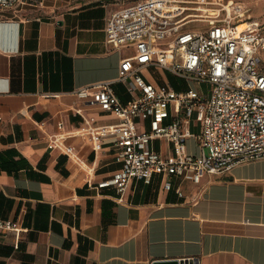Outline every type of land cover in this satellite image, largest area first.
<instances>
[{
    "label": "crops",
    "instance_id": "obj_1",
    "mask_svg": "<svg viewBox=\"0 0 264 264\" xmlns=\"http://www.w3.org/2000/svg\"><path fill=\"white\" fill-rule=\"evenodd\" d=\"M121 5L31 0L0 10V217L21 226L0 235V264H264V158L207 173L200 183L176 180L182 195L158 174L133 179L123 200L115 187H97L122 166L118 149L77 131L85 119L101 127L119 118L75 90L111 79L123 102L131 98L119 67L135 47L109 43L106 32ZM150 67L142 74L161 85L144 74ZM56 133L70 154L49 145ZM152 142L172 150L167 140ZM186 142L199 153L197 139Z\"/></svg>",
    "mask_w": 264,
    "mask_h": 264
},
{
    "label": "built area",
    "instance_id": "obj_2",
    "mask_svg": "<svg viewBox=\"0 0 264 264\" xmlns=\"http://www.w3.org/2000/svg\"><path fill=\"white\" fill-rule=\"evenodd\" d=\"M184 1H122L107 18L108 42L135 47L119 67V80L131 94L127 102L116 94L111 79L75 90L79 99L119 118L101 127L85 119L87 125L77 131L117 147L122 166L97 187H115L119 200L133 179L150 182L158 174L164 188L182 195L176 180L200 183L207 173L264 158V23L226 10V17L208 18L206 26L196 27L192 22L204 19H189ZM30 2L0 0V10L18 11ZM148 66L168 70L186 84L178 89L171 82L161 86L150 81L142 74ZM191 123L200 127L198 132ZM189 137L198 140L199 153L188 149ZM63 138L53 134L49 145L69 153ZM155 139L171 142L170 153L154 149ZM20 228L19 221L0 217V235Z\"/></svg>",
    "mask_w": 264,
    "mask_h": 264
},
{
    "label": "rangeland",
    "instance_id": "obj_3",
    "mask_svg": "<svg viewBox=\"0 0 264 264\" xmlns=\"http://www.w3.org/2000/svg\"><path fill=\"white\" fill-rule=\"evenodd\" d=\"M122 3V1L126 3L134 2L136 0H117ZM184 4L188 6L186 9V13H190L196 16H190V18H202L204 20H195L196 22H192L193 26L203 27L206 26L208 18L212 19L214 17L224 18L227 15V11L232 16H242V18H256L260 20V22L264 23V0H185ZM239 16H236L239 18ZM189 25V26H191ZM263 63H264V51L261 52ZM145 75L153 77L157 80L161 86H165L168 84L169 80L174 84H178L180 86L185 85L184 80L172 72L156 67H150L147 70L143 71ZM169 79V80H168ZM177 81V82H176ZM204 89H208L209 85L207 83H202L200 85ZM153 145H157L158 143L152 142ZM158 146V145H157Z\"/></svg>",
    "mask_w": 264,
    "mask_h": 264
},
{
    "label": "water",
    "instance_id": "obj_4",
    "mask_svg": "<svg viewBox=\"0 0 264 264\" xmlns=\"http://www.w3.org/2000/svg\"><path fill=\"white\" fill-rule=\"evenodd\" d=\"M195 263H196V259H193V261H191L188 258L158 259L153 262V264H195Z\"/></svg>",
    "mask_w": 264,
    "mask_h": 264
},
{
    "label": "bare ground",
    "instance_id": "obj_5",
    "mask_svg": "<svg viewBox=\"0 0 264 264\" xmlns=\"http://www.w3.org/2000/svg\"><path fill=\"white\" fill-rule=\"evenodd\" d=\"M190 16H196V15L189 14L187 17H190Z\"/></svg>",
    "mask_w": 264,
    "mask_h": 264
}]
</instances>
